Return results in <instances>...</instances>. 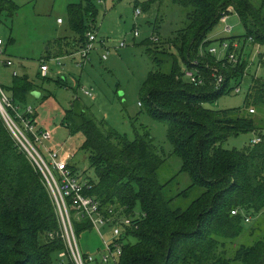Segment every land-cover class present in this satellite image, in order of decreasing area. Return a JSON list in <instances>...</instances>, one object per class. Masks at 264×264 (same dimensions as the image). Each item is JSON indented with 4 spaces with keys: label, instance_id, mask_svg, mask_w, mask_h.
Instances as JSON below:
<instances>
[{
    "label": "trees",
    "instance_id": "16d2710c",
    "mask_svg": "<svg viewBox=\"0 0 264 264\" xmlns=\"http://www.w3.org/2000/svg\"><path fill=\"white\" fill-rule=\"evenodd\" d=\"M82 1L66 5L67 21L75 37L56 39V57L83 46L85 33L93 30L85 18H93L97 8L91 0ZM163 1L146 0L141 5L146 9ZM171 1L187 9L186 23L175 31L169 49H153L155 43L150 37L141 41L156 68L142 81L139 105L165 126L171 145L168 156L180 160L178 171L187 175L190 183L171 195L170 186L177 175L167 180L159 178L167 156L145 130L133 129L134 137L128 139L103 119L90 115L87 105L73 100L62 111L61 124L71 135L81 132L84 136L80 150L87 152L92 172L91 177L84 171L89 185L85 193L102 206L121 208L127 217L138 215L134 220L137 225L123 229L119 238L117 264H264V227L258 225L257 232L248 234L243 224V214L249 216L264 209L263 138L240 149L222 145L229 137L259 130L248 109L263 103L264 80L251 77L244 109L207 106L234 88L231 81L238 86L248 68L246 44L264 46V10L250 0ZM17 7L11 0H0V16L3 12L12 16ZM228 8L241 18L244 35L209 39L207 33L219 18L232 12ZM223 40L239 42L233 49L236 62L226 56L217 59L208 50L214 42L218 45ZM187 68L201 74L203 85L184 78ZM219 72L224 82L214 87L211 74ZM12 78L10 87L0 88L10 91L12 102L25 103V96L34 90L33 83L18 74ZM198 189L201 194L185 208L175 204L177 196L186 198ZM232 210L237 213L231 214ZM72 224L75 236L92 230L86 220ZM61 235L57 209L45 179L0 117V264H75ZM82 259L85 264L87 254ZM94 264L101 263L96 260Z\"/></svg>",
    "mask_w": 264,
    "mask_h": 264
},
{
    "label": "rangeland",
    "instance_id": "374dc122",
    "mask_svg": "<svg viewBox=\"0 0 264 264\" xmlns=\"http://www.w3.org/2000/svg\"><path fill=\"white\" fill-rule=\"evenodd\" d=\"M11 1L18 6V9L12 16H9L7 12H3L0 16V39L3 40L2 49H4L0 57V84L10 87L13 81L11 69L1 62L9 58L17 74L27 77L33 83L34 90L40 91L41 95L38 99L29 93L25 96V101L27 105L36 106L37 116L42 126L41 131L47 135L41 138V145L47 149L57 148L70 135L65 125L61 124L62 111L69 108L73 100H77L81 105L89 107L90 115L103 119L105 123L126 135L128 139L134 137V130H145L152 142L159 145L167 156V161L159 169V178L167 180L177 175L170 186L171 195L179 193V190L188 186L190 183L188 176L178 171L180 160L175 155L168 156L171 145L166 139L165 126L159 121H154L144 107L139 105L142 81L149 71L156 68L141 41L152 36V42L155 43L152 45L153 49L159 52L169 49V42L175 36V31L186 23L187 9L174 4L171 0L154 2L146 9L141 5L146 0H91L97 8L96 14L91 19L85 18V22L93 29L91 31H94L97 39L93 43L94 49L90 51L89 60L81 71L75 66L79 58L76 53L71 55L69 52H63V55L58 56L61 57L60 64H56L54 58L58 53L56 39L70 38L69 40H72L75 37L67 21L66 5L82 0ZM250 1L264 10V0ZM81 3L84 4L83 1ZM134 4L141 11L136 18L133 16ZM57 18L61 19L62 23H57ZM225 19V22L219 21L207 33L208 38L215 40L220 37L244 35L241 18L234 11L227 14ZM226 27H229L228 31L225 30ZM135 28H137L138 36L133 35ZM124 40L126 45L118 47ZM100 43L108 49L106 59H102L105 50L98 46ZM212 46L216 47L217 43L214 42ZM245 49L248 68L238 83L240 91L234 93L232 89L220 95L217 100L207 104L209 108L244 109V100L250 87L251 77L255 76L264 80V49L252 43L249 45L247 43ZM256 51H260L261 54L258 55ZM42 62L49 65L50 73L46 78H42L38 70ZM164 67V70H168V67ZM235 84V80L230 82L232 88ZM82 87L91 90L93 97L85 96L81 91ZM4 91L10 96L8 89ZM49 92L56 100L54 103L43 100L45 95H50ZM262 95L263 103L253 104L254 112L250 114L259 126V130L229 137L222 142L224 148H243L249 145L251 138L256 135H260L264 141V89ZM17 103L24 104L23 101L18 100ZM78 141L79 139L76 141L72 163L80 178H83L84 171L92 177L89 162H87V152L80 150ZM42 146L37 145L36 148L48 161ZM201 192L198 189L190 191L186 198L177 196L178 200L175 204L185 208ZM135 212L138 214V208ZM247 215L250 221L243 224L248 234L257 232L258 225L264 227V209ZM101 232L105 238L109 237L108 228H103ZM243 237L241 236L238 240ZM76 240L82 255H96V250L102 245V239L94 231L80 233L76 235ZM85 264L93 263L85 261Z\"/></svg>",
    "mask_w": 264,
    "mask_h": 264
},
{
    "label": "built area",
    "instance_id": "2783aa9c",
    "mask_svg": "<svg viewBox=\"0 0 264 264\" xmlns=\"http://www.w3.org/2000/svg\"><path fill=\"white\" fill-rule=\"evenodd\" d=\"M229 11H232L230 8ZM140 8L136 7L134 9V17H138L140 14ZM226 15H222L219 19L221 22H225ZM58 23H61V19H57ZM226 31L229 27L225 28ZM134 36H138L137 28L133 31ZM86 42L83 46L78 47V49L72 54H78V61L75 62L77 68L81 67L82 64L89 58L90 51L93 48V43L96 42V35L94 31H87L85 33ZM152 40V36L150 37ZM3 41L0 39V46ZM126 41H121L118 47H124ZM98 46L103 47L104 53L102 54V59H106L108 56V49L103 44ZM258 46V45H257ZM239 47V42L237 40L227 41L223 40L218 42V45L209 47L210 53L216 54L217 59L222 56H226L228 60L232 63L237 61V55L233 49ZM232 50H231V49ZM264 49V46H262ZM1 53V49H0ZM258 55L261 54L260 51H256ZM61 57H55L54 60L56 64H60ZM7 65H11L9 60L6 61ZM41 77H46L49 72V65L42 62L39 65ZM13 75H16L13 73ZM184 78L189 80L195 85H203V77L201 74L191 68L183 70ZM214 87H219L223 84V74L222 73H212ZM82 93L85 96L93 97L91 90L82 87ZM240 91L239 86H234L233 92L237 93ZM250 114L254 112V109L250 107L248 109ZM34 108L32 106L21 107L18 103L12 102L11 98L0 88V117L12 134L16 143L20 145L21 148L27 153L30 161L35 163L40 170L43 178L45 179L48 191L52 195L55 207L57 209V214L59 218V223L62 229V237L66 240L67 247L69 248L70 254L73 257L75 264H84L82 255H80L79 246L74 233V227L72 222H80L82 220L88 221L91 224V231H94L102 239V245L99 250H96L95 254H87V261L93 263L97 260L101 264H117L118 258L121 252V242L119 241L123 229L129 226H136L137 216H125L121 213L122 209L115 206H102L98 199L85 193V189L89 187L86 184L85 178H80L75 172L71 170L70 160L72 157V152L69 148L59 145L57 148L50 147L49 149L41 145V138L47 136L41 130L36 129L35 119L33 117ZM261 141L260 136H253L250 143H258ZM37 145L43 147L46 152L48 161H46L38 148ZM237 210H232L231 214H236ZM244 221L249 222V216L243 214ZM108 228L109 237L105 238L102 234V229ZM61 261L63 262V253L58 254Z\"/></svg>",
    "mask_w": 264,
    "mask_h": 264
},
{
    "label": "crops",
    "instance_id": "0c3cea01",
    "mask_svg": "<svg viewBox=\"0 0 264 264\" xmlns=\"http://www.w3.org/2000/svg\"><path fill=\"white\" fill-rule=\"evenodd\" d=\"M57 19H59V18H57ZM57 22V21H56ZM58 23V22H57ZM61 23H62V20H61ZM58 39H61V38H58ZM70 39V38H69ZM210 39V38H209ZM3 41V40H2ZM2 46H3V43L1 44V46H0V49H1V53H0V57H1V54H2ZM245 53H246V51H245ZM247 57V56H246ZM6 60H9L10 62H11V65H7L6 63H4ZM89 60V59H88ZM1 62H3V64H5L7 67H9L10 69H11V75H12V77L13 76H15V75H13V73H15L16 75H17V71L16 70H14V64H13V62H12V60L11 59H9V58H7V59H5V60H2ZM85 63H86V61L82 64V66L81 67H79V68H77V69H80L81 71L83 70L82 69V67L85 65ZM50 73V70H49V72H48V74ZM48 74H47V76H48ZM46 76V77H47ZM81 77V76H80ZM80 77H79V79H80ZM61 79H63V77H61ZM77 83L79 82V80L78 81H76ZM1 85V84H0ZM3 91H4V89H3ZM5 92V91H4ZM33 92H39V96L38 97H36V96H34V95H32V93ZM50 93V92H49ZM30 95L32 96V97H35V98H39L40 97V95H41V93H40V91L39 90H33L31 93H30ZM9 96V95H8ZM74 96H77L76 94H74ZM10 97V96H9ZM46 101H50V102H52V103H54L56 100H55V98H54V96L52 95V93H50V95H48V97L45 99ZM17 104V103H16ZM21 104V105H20ZM19 105L21 106V107H23L24 105L25 106H27V103L25 102L24 104L23 103H19ZM29 106H32V105H29ZM32 108H34V112H36V106H32ZM63 113V112H62ZM34 114L35 113H33V117H34ZM34 119H35V126H36V129H38V130H41L42 129V126H41V123L39 122V119H38V116H37V112H36V116L34 117ZM256 136H260V135H256ZM79 139V141H78V147H81L80 145H81V143H82V141L84 140V136H83V134L80 132V133H77V134H73V135H69L68 137H66L65 138V140L60 144V145H63V146H65V147H67V148H69L70 149V151L72 152V157H71V160L69 161L70 162V167H72V169H74L75 171V173L78 175V172H77V169H76V167L74 166V164L72 163L73 161H72V158H73V156L75 155V146H76V141ZM77 243H78V241H77Z\"/></svg>",
    "mask_w": 264,
    "mask_h": 264
},
{
    "label": "water",
    "instance_id": "95a60500",
    "mask_svg": "<svg viewBox=\"0 0 264 264\" xmlns=\"http://www.w3.org/2000/svg\"><path fill=\"white\" fill-rule=\"evenodd\" d=\"M32 95L38 97L39 96V92H33Z\"/></svg>",
    "mask_w": 264,
    "mask_h": 264
}]
</instances>
